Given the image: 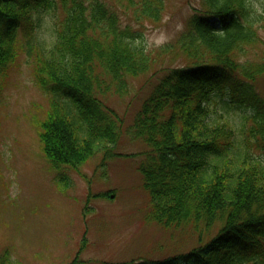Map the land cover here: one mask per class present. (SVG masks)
<instances>
[{
  "label": "trees",
  "instance_id": "obj_1",
  "mask_svg": "<svg viewBox=\"0 0 264 264\" xmlns=\"http://www.w3.org/2000/svg\"><path fill=\"white\" fill-rule=\"evenodd\" d=\"M200 6L173 42L148 50L120 12L136 24L158 22L164 0H0V76L19 55L22 30L50 102L39 132L44 156L54 168H77L112 157L119 139L101 97L121 94L129 78L164 72L134 118L149 148L139 172L149 218L194 230L199 245L150 264H264V11L249 0ZM45 12L56 20L48 44L36 35ZM248 48L261 50L257 60L246 58ZM237 110L244 114L235 123Z\"/></svg>",
  "mask_w": 264,
  "mask_h": 264
},
{
  "label": "rangeland",
  "instance_id": "obj_2",
  "mask_svg": "<svg viewBox=\"0 0 264 264\" xmlns=\"http://www.w3.org/2000/svg\"><path fill=\"white\" fill-rule=\"evenodd\" d=\"M164 1L158 22L136 24L120 12L122 26L140 33L148 50L173 42L201 7V0ZM249 2L264 11V0ZM55 21L52 13L40 16L36 35L46 44L52 42ZM258 34L262 48L264 30ZM18 37L19 55L0 76V264H150L194 250L197 232L159 226L149 218L150 199L139 172L149 148L135 136L134 118L164 72L129 78L121 94L100 96L119 127L112 157L98 154L77 168H54L39 139L49 98L35 82L22 30ZM247 51L254 61L261 50ZM257 84L264 95V78ZM242 114L233 111L231 118L238 123Z\"/></svg>",
  "mask_w": 264,
  "mask_h": 264
}]
</instances>
